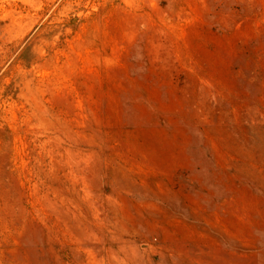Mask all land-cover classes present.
Returning a JSON list of instances; mask_svg holds the SVG:
<instances>
[{"label": "rangeland", "instance_id": "obj_1", "mask_svg": "<svg viewBox=\"0 0 264 264\" xmlns=\"http://www.w3.org/2000/svg\"><path fill=\"white\" fill-rule=\"evenodd\" d=\"M0 264H264V0H0Z\"/></svg>", "mask_w": 264, "mask_h": 264}]
</instances>
